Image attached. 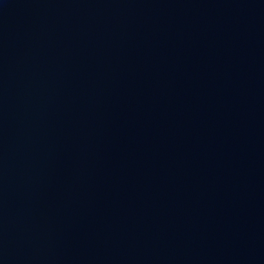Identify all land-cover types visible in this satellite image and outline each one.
Listing matches in <instances>:
<instances>
[{
	"label": "water",
	"instance_id": "1",
	"mask_svg": "<svg viewBox=\"0 0 264 264\" xmlns=\"http://www.w3.org/2000/svg\"><path fill=\"white\" fill-rule=\"evenodd\" d=\"M0 264H264V0H0Z\"/></svg>",
	"mask_w": 264,
	"mask_h": 264
}]
</instances>
